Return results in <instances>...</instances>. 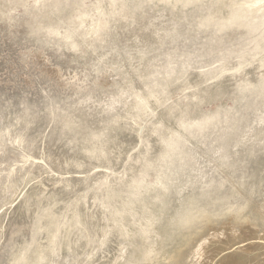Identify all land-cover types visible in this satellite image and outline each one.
I'll return each mask as SVG.
<instances>
[{
	"label": "rangeland",
	"instance_id": "rangeland-1",
	"mask_svg": "<svg viewBox=\"0 0 264 264\" xmlns=\"http://www.w3.org/2000/svg\"><path fill=\"white\" fill-rule=\"evenodd\" d=\"M230 221L264 241V0H0V264H192Z\"/></svg>",
	"mask_w": 264,
	"mask_h": 264
},
{
	"label": "bare ground",
	"instance_id": "bare-ground-1",
	"mask_svg": "<svg viewBox=\"0 0 264 264\" xmlns=\"http://www.w3.org/2000/svg\"><path fill=\"white\" fill-rule=\"evenodd\" d=\"M244 12H243V14H244ZM243 14H242V16H243ZM49 71H51V70H49ZM59 224H61V223H59ZM61 226H63V225H61ZM60 230L61 229H59V231ZM240 238L245 240V241L242 244L243 246L242 247L240 246V248L239 247L238 248L240 250H244L245 252L252 253L254 256L252 258V262H250V263L251 264H264L263 263L264 259L262 261L259 258V256L257 255L259 250H261L263 252V255H264V241H262L260 239H259L260 241L258 240V235H257L254 227L252 226V224L251 223L244 224L241 226L240 229H238V228H236V226L233 224L232 221L226 222L225 224H223L221 226H216V225H210L209 226L206 235L204 237H202L199 241H197L195 243L193 249H192V253H191L192 254V261L196 259V261L192 262V264H247V262H245V260L242 258V255H240L239 253L237 254L235 249L231 248L232 243L235 242L236 240L240 239ZM257 242H260L261 246L258 245ZM259 247H261V249H259ZM229 248H231V251H229L230 250ZM225 251H226V253H225ZM198 256L203 257L204 261L202 260L199 263V259H197Z\"/></svg>",
	"mask_w": 264,
	"mask_h": 264
}]
</instances>
